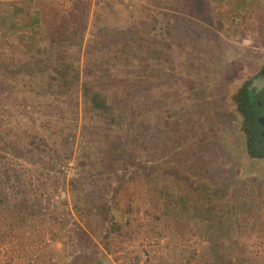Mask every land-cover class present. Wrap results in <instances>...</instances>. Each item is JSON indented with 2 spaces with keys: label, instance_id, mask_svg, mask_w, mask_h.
<instances>
[{
  "label": "trees",
  "instance_id": "1",
  "mask_svg": "<svg viewBox=\"0 0 264 264\" xmlns=\"http://www.w3.org/2000/svg\"><path fill=\"white\" fill-rule=\"evenodd\" d=\"M40 2L39 18L42 25L37 30L36 43L31 41L35 39V30L30 29L18 31L7 43L0 39V241L4 236L13 237V234L17 233L15 229L28 226L29 220L40 214L53 212V208L49 211L44 208L47 197L53 192L52 187H48L50 174L42 170L44 167L33 174L26 164L16 161L17 156H21L24 162L40 161L43 166L44 161L39 157V151L46 148L43 139L36 141L31 138L29 142L19 129L18 116L23 106L21 96L41 92L52 94L54 97H64L66 92H79L80 103L89 109L81 126V131L90 141L84 145L87 153L84 165L87 171L84 170L86 172L83 176L88 181V190L86 192L83 184L81 187L75 178L71 183L73 187L76 186L78 192L83 190L82 201L89 202L85 207L87 210L93 213L100 211L103 216H107L110 208L122 201L121 196L116 193L126 186V180L147 177L154 170H157L158 175H162L166 172V163L170 164L169 172H177L176 169L184 161L183 158L192 156L190 151L188 154L186 150L195 140L194 137L196 138L191 129L192 124H188L189 120L191 122L189 116L183 118L190 129V132H185L181 129L182 126L177 125L178 115L173 114L171 121H168L169 112L166 109H161L157 116L158 121L163 117L165 124L156 125L157 127L147 135V124L137 116L141 109L136 108L133 112L128 105L130 96H136V93L118 92L110 88L122 82L130 89L133 81L138 87L146 86L151 73L158 76L162 72H184L191 80L197 72L208 70V62L203 53H207L205 50L209 44L206 43L210 29L214 26L208 19L211 14L208 0H154L155 4L166 7L165 11L151 13L150 17L129 16L126 20L124 18L128 15L122 16L120 13V19L116 20L118 22H115L113 17L116 16L113 5L95 15L88 28V35L85 36L86 9L79 7L76 0L62 11L52 0ZM248 20L249 24L256 27L254 19ZM262 21L264 22V17ZM81 48L83 61L82 65H79L78 59L71 57L69 51H79ZM113 65L120 66L125 75L116 76L111 73L109 69ZM256 68L253 75L242 77L238 84L232 87V98L227 96L231 109L227 110L233 115V133L238 135L244 154L262 162L264 147L258 144L260 135L254 123L256 112L254 108L251 109V105H255V94L264 80V61H260ZM35 76L37 79L32 81ZM4 97L14 101L6 104ZM126 114L128 116L125 127L116 128L114 123ZM15 115V121L8 123V117L15 118ZM56 120L62 131L69 132L74 129V123ZM158 127L161 128L160 132L166 130L175 133L168 140L156 137L159 134ZM204 134L201 130V135H198L199 138L193 146L194 152L202 147V142H207L201 139ZM25 141L31 147L26 148ZM184 164L190 165L187 162ZM232 176L245 179L248 174L236 169ZM198 177L200 178L196 179V182L205 187V192L220 191L222 185L229 184L225 197L233 198L232 204H235L234 207H228L227 211L225 207L218 205L215 213L220 216L223 214V220L220 218L215 221L214 217L207 216L206 210H198V216H186L183 224L189 227L191 232H206L207 243L214 239L215 243L211 244L210 249L222 248L215 259L216 263L231 258L241 264H264V256L253 254L247 247L249 243L264 236V216L259 214L264 199L261 200L262 204L252 199V212L244 215L243 212L247 209L245 201L242 206L236 203L239 198L249 196L246 184H237L234 179L235 181H223L227 184H212L210 189L207 183H202L204 176ZM108 179L114 181V185H110ZM194 189L193 187L192 190L195 191ZM163 191L160 185L154 184L155 194L161 195ZM125 199L126 206L120 209L125 215H129L132 210L130 197ZM60 201L62 204L64 199ZM108 205L112 206L107 208ZM55 211L58 213V210ZM61 213L62 216L56 221L59 225L64 221L63 210ZM112 213L114 214V211ZM108 217L102 228L104 237L109 231L119 232L122 223L111 216L108 220ZM124 221L127 223L128 219L124 218ZM184 247L187 248L188 245ZM190 255L191 253L188 256ZM66 263L107 262L103 252L95 246L88 251L73 252Z\"/></svg>",
  "mask_w": 264,
  "mask_h": 264
},
{
  "label": "rangeland",
  "instance_id": "2",
  "mask_svg": "<svg viewBox=\"0 0 264 264\" xmlns=\"http://www.w3.org/2000/svg\"><path fill=\"white\" fill-rule=\"evenodd\" d=\"M52 1L62 11L67 9L73 0ZM76 1L79 7L86 9L87 26L84 36L88 35V28L95 15L113 5L115 22L120 19V13L122 16L128 15L124 18L126 20L129 16L150 17L151 13H159L166 9L155 4L154 0ZM208 2L211 12L208 19L214 23L206 43L209 44L205 50L207 53H203L208 62V70L197 72L195 78L191 80L184 72L168 74L162 72L158 76L151 73L146 86L138 87L133 81L130 89L122 82L110 88L118 92L136 93V96H130L128 105L133 112L136 108L141 109L137 116L147 124L145 131L147 135L157 127L156 125L165 124L164 118L158 121L157 116L161 109H166L169 112L168 121H171L173 114L178 115L177 125L182 126L181 129L183 128L185 132H190V129L183 118L189 116L191 122L189 120L188 124H192L191 129L196 138L194 137L195 140L190 146L187 145L189 149L186 151L192 156H184V161L176 169L177 172H169L170 164L166 163V172L162 175H158L157 170H154L147 177L126 180V186L116 193L121 196L122 201L115 204V207L108 205L107 208L112 207L107 216H103L100 211L93 213L87 210L85 207L89 202L83 203V190L78 189V192L76 186L73 187L71 183L75 178L81 187L83 184L86 192L88 190V181L83 176L87 171L84 165L87 157L84 145L90 141L81 131V126L83 117L88 114L89 109L80 103L79 92H66L63 94L64 97H54L52 94L41 92L37 94L34 90L36 94L21 96L23 106L18 116L19 129L27 141L31 138L36 141L43 139L46 148L39 151V157L44 161L43 166L40 165V161L24 162L21 156H17L16 161L26 164L33 174L43 167L42 170L50 174L48 187H52L54 193L47 197L44 208L48 211L53 208V212L40 214L29 220L28 226L16 228L17 233L11 238L4 236L0 241V264H67L66 260L73 252L88 251L95 246L103 252L106 264H204L205 254L211 251L209 247L214 239L209 240L207 244L206 232L202 234L191 232V229L183 224L184 218L188 215L196 217L198 210H206L207 216L214 217L215 221L220 218L223 220L225 218L223 214L220 216L215 213L218 205H222L227 211L228 207H234L235 204H232L233 198L225 197L229 184L223 181L228 180L236 179L237 184L247 185L246 192L249 196L239 198V202L236 203L242 206L245 201L247 209L243 212L244 215L252 212V199L262 204L264 161L244 154L238 135L233 133L235 127L232 122L233 115L227 110L231 109L227 96L231 99L232 87L237 85L242 77L248 78L253 75L257 70V64L264 61L262 21L264 0H208ZM40 14V0H0V39L7 43L18 31L30 29L35 30L33 33L35 39L31 41L36 43L37 30L42 25ZM248 19H254L256 27L249 24ZM69 55L76 57L78 64L82 65V48L79 51L70 50ZM109 71L116 76L125 75L117 65L111 66ZM36 79L35 76L32 81ZM263 95L264 91L255 94L257 99L262 100L261 113H264ZM3 101L9 104L14 100L4 97ZM127 116L128 114L115 122V127H125ZM8 118V123L14 122L16 115L15 118ZM56 119L74 123V129L69 132L62 131ZM160 129L158 127L159 134L156 137L168 140L175 133L166 130L160 132ZM201 130L205 133L201 139L207 142H202L204 143L201 144L202 147L194 152L193 146L199 138L198 135H201ZM27 141L25 147H31ZM71 156L75 160L74 173L66 175L61 166ZM186 162L190 165L186 166L184 164ZM236 169L247 173L248 176H245V179L232 176ZM198 175L204 176L205 180L202 183H207L209 188L212 184L227 185H222L220 191L205 192L203 191L205 187L196 182V179L200 178ZM224 178L227 179L223 180ZM157 181L159 182L156 183ZM107 182L114 185L111 179ZM154 184L164 189L161 195L155 194ZM193 187L195 191L192 190ZM128 196L132 210L129 215H125L120 207L126 206L125 198ZM62 199L64 202L61 204ZM62 210L64 221L59 225L56 221L62 216ZM259 214L264 216V205ZM109 215L122 223L119 232L109 231L104 237L102 228ZM124 218L128 219L127 223ZM252 243L255 244L250 245L248 249L253 254L263 257L264 236ZM186 244L187 248L184 247ZM199 251L203 254L200 255ZM192 253L196 254V257H192Z\"/></svg>",
  "mask_w": 264,
  "mask_h": 264
},
{
  "label": "flooded vegetation",
  "instance_id": "3",
  "mask_svg": "<svg viewBox=\"0 0 264 264\" xmlns=\"http://www.w3.org/2000/svg\"><path fill=\"white\" fill-rule=\"evenodd\" d=\"M259 90L257 91V93H263L264 91V80L261 82V84L259 85ZM256 93V94H257ZM264 96V95H263ZM262 96V97H263ZM255 105H251V109L254 108V111L256 112V115L254 117V123L257 126L258 132H259V145L264 147V113H261V108L263 106L262 104V100L261 98L257 99L255 97V101L253 102Z\"/></svg>",
  "mask_w": 264,
  "mask_h": 264
},
{
  "label": "crops",
  "instance_id": "4",
  "mask_svg": "<svg viewBox=\"0 0 264 264\" xmlns=\"http://www.w3.org/2000/svg\"><path fill=\"white\" fill-rule=\"evenodd\" d=\"M261 239V238H260ZM260 239H257L256 241H258V240H260ZM206 240V239H205ZM212 243H215V242H211L210 243V245L212 244ZM220 243V242H219ZM256 243V242H255ZM254 243V244H255ZM207 244H209V243H207ZM253 243H249L248 245H247V247H249L250 245H254ZM216 245V244H215ZM220 249L222 250V248H219V250H218V248H215V247H213L212 249H211V251H207L206 252V257H205V259H206V261H204V264H241V263H239V262H236V261H234L233 259H231V258H228L226 261H224V262H220V263H216L215 262V259H216V257H217V255H218V253H219V251H220ZM199 254L200 255H202L203 253L201 252V251H199ZM199 254H197V255H199ZM193 256H195L196 257V254H194V253H192V257ZM262 257V256H261Z\"/></svg>",
  "mask_w": 264,
  "mask_h": 264
},
{
  "label": "built area",
  "instance_id": "5",
  "mask_svg": "<svg viewBox=\"0 0 264 264\" xmlns=\"http://www.w3.org/2000/svg\"><path fill=\"white\" fill-rule=\"evenodd\" d=\"M74 164H75V160L72 156L63 162L61 167L66 175H72L74 173V169H75Z\"/></svg>",
  "mask_w": 264,
  "mask_h": 264
}]
</instances>
